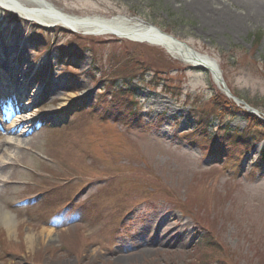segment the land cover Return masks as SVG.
I'll use <instances>...</instances> for the list:
<instances>
[{
    "label": "rangeland",
    "instance_id": "obj_1",
    "mask_svg": "<svg viewBox=\"0 0 264 264\" xmlns=\"http://www.w3.org/2000/svg\"><path fill=\"white\" fill-rule=\"evenodd\" d=\"M42 1L158 28L214 60L237 100L163 48L0 8V64L15 53L18 70L0 78L25 95L17 124L33 127L0 153V264H264V0H209L263 16L241 26L188 0Z\"/></svg>",
    "mask_w": 264,
    "mask_h": 264
},
{
    "label": "bare ground",
    "instance_id": "obj_2",
    "mask_svg": "<svg viewBox=\"0 0 264 264\" xmlns=\"http://www.w3.org/2000/svg\"><path fill=\"white\" fill-rule=\"evenodd\" d=\"M190 3L197 4V8L201 11L207 13V17L209 20L219 21L222 24L230 21L231 23H236L237 26H241L246 24L251 17L262 20L263 16L261 14H255L253 16L246 15L245 19L242 18L240 21L235 17H228V15L224 12V9L221 7H215L214 5H210L209 0H188ZM0 8L10 13L17 15L18 17L29 21L32 24H38L45 28H64L69 31L82 34L84 36H116L122 40L131 41L134 43L140 44H149L151 46H157L163 48L168 53H171L176 56V58L182 60L184 63L191 66H198L207 68L213 76V79L219 88L224 87V80L220 78L221 73L219 72L216 63L209 57L203 56L194 51H187L185 48L173 43L170 38L166 37L155 27H149L146 25L135 26L132 29H121L114 23L107 22L100 18H90V17H79L70 14H66L53 6L47 5L42 0H0ZM227 16V17H226ZM236 19V20H235ZM212 21V22H213ZM1 42V40H0ZM10 57L9 61L5 60L7 64H0V74L8 70L11 71V75L13 79L17 78V58L15 53H11L8 55ZM1 60V58H0ZM3 62V61H2ZM7 67V68H5ZM4 74V73H3ZM0 87L3 88L5 83L8 82L7 77L0 78ZM0 88V89H1ZM70 95L73 96L71 93ZM11 98L9 95L2 94L0 95V100L3 103V107H5L6 111H10L14 108L12 103L10 102ZM1 121V120H0ZM3 127L2 132L4 135L0 133V153H6L9 151L12 146L11 138H6L3 136L13 134L15 130L18 129V126L15 123V120H11L8 123H4L1 125ZM19 130V129H18ZM21 132V131H18ZM7 142V143H6ZM3 158H5V154H3ZM7 158V157H6ZM1 220L3 225L7 228L9 233H12L15 230L16 222L13 216L4 212L1 215ZM46 232V231H43ZM48 234H53L52 231H48ZM31 237L29 236L28 239Z\"/></svg>",
    "mask_w": 264,
    "mask_h": 264
},
{
    "label": "trees",
    "instance_id": "obj_3",
    "mask_svg": "<svg viewBox=\"0 0 264 264\" xmlns=\"http://www.w3.org/2000/svg\"><path fill=\"white\" fill-rule=\"evenodd\" d=\"M66 32H67V31H66ZM118 94H119V92H117V94L115 93L116 96H118ZM219 104H221V103H219ZM229 105H231V104L229 103ZM219 107H220V108H219V109H220V114H221V112L223 113V115H226V114H228V113H229V114H231V113L234 114V112H232L231 110L227 109V108L225 107V105H224L223 107H221V106H219ZM215 108H216V107H215ZM241 116H242V117L244 116L243 118L250 119V116L247 115V114H244V115L241 114ZM255 124H256V126H260V127H262V128L264 129V122H261V121H257V120H255ZM260 127H256L255 135H256V134H261V133H262V130H259ZM255 135H253V136H255ZM261 135H262V134H261ZM242 138H243V137L240 136V135L235 137V139L238 140V141H240V142H243V141H242ZM249 140H250V139H249ZM241 144H242V143H241ZM244 144H247V141H245ZM244 144H242V145H244Z\"/></svg>",
    "mask_w": 264,
    "mask_h": 264
},
{
    "label": "water",
    "instance_id": "obj_4",
    "mask_svg": "<svg viewBox=\"0 0 264 264\" xmlns=\"http://www.w3.org/2000/svg\"><path fill=\"white\" fill-rule=\"evenodd\" d=\"M224 92L229 96V97H231V98H234V99H236L231 93H230V91L227 89V87H226V85L224 84ZM237 100V99H236ZM239 102H242V101H239ZM243 103V102H242ZM249 108V107H248ZM249 111H251V113H253V114H256V111L255 110H253V109H251V108H249L248 109Z\"/></svg>",
    "mask_w": 264,
    "mask_h": 264
}]
</instances>
